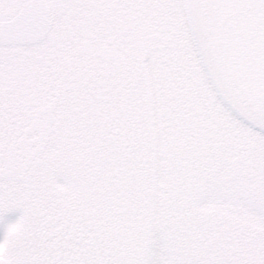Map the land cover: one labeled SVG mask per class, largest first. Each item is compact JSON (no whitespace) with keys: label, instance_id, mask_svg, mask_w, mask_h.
<instances>
[{"label":"rangeland","instance_id":"obj_1","mask_svg":"<svg viewBox=\"0 0 264 264\" xmlns=\"http://www.w3.org/2000/svg\"><path fill=\"white\" fill-rule=\"evenodd\" d=\"M23 1L0 0V20ZM46 2L41 42L0 46V170L14 171L0 180V257L59 259L33 250L35 226L56 216L81 230L64 243L68 262L87 244L107 252L104 239L117 264H264V108L247 100L264 94V32L253 11L234 0ZM134 55L133 145L131 132L104 128L103 101L132 81ZM48 101L51 123L36 114ZM143 160L141 210L117 208Z\"/></svg>","mask_w":264,"mask_h":264},{"label":"trees","instance_id":"obj_2","mask_svg":"<svg viewBox=\"0 0 264 264\" xmlns=\"http://www.w3.org/2000/svg\"><path fill=\"white\" fill-rule=\"evenodd\" d=\"M234 11H240L241 13H247L248 10H252L256 19L257 24L259 25V29L264 32V0H234ZM201 7L204 8V3L201 4ZM206 13V11H204ZM205 15V14H204ZM255 22V23H256ZM140 46L138 49L142 50L143 46ZM137 47V46H135ZM133 47L134 50H137V48ZM119 59L121 57L119 56ZM134 65H132L131 68V75H132V81L127 80L125 84L122 83V86L119 87V94H117L116 103L111 105L112 100H104L103 102L106 103V108L104 109L107 114L108 123L104 125V128L109 131V134L112 136V134L118 135V139H121L125 135L129 136V133L131 132V140H133V145L136 141V133L138 130H140V127L138 129V123H140V108L139 100L137 99V93L135 91L136 87V77H135V71L136 68L139 67L140 62L142 64V57L134 55L133 56ZM122 62H125L127 65V60H124L122 58ZM109 63V67H110ZM112 65V64H111ZM126 69L128 72L129 69ZM125 71V72H127ZM124 74L121 76V78L125 79L127 73H120ZM126 77V79H127ZM129 78V77H128ZM116 97V96H115ZM114 105H117V113H113ZM98 112H100L97 109ZM129 116V117H128ZM128 117V118H127ZM127 119H131V123L129 127L127 126L126 122H128ZM134 167L136 168L137 173V179L134 181V187L129 186V184H126L125 189H123V192L118 193V196L121 198V200L118 203V207L120 209H126L127 211L133 210L134 212L140 211L141 208L139 207L141 204L143 197L145 196L146 192L149 191L147 188H150V175L148 174L146 179L143 176H140L139 171H143V168L146 166L145 161L141 162H132ZM126 190V191H124ZM122 198H125L123 200ZM120 206V207H119ZM56 207V206H55ZM58 207V206H57ZM41 225L35 226L34 231L41 230L42 233H39V235H34L33 240V250L35 248L39 249L41 252L40 256L44 255L46 257H50L49 254L52 252V254L58 255L57 260L51 262V264H117V258L119 256L118 251L114 250L113 252V244L104 242V239L101 240V245L104 244V247L111 246V249L106 251H101L98 249L97 244H87L85 247H83L82 250L76 253V256L74 257L75 262H68L66 257V247L64 245L65 242L73 241L78 237V233L81 231L79 227L76 226H68L66 223L60 224V218L54 217V219H50L47 221V218H45ZM49 229L48 232L45 231L44 236V228L46 227ZM59 226V227H58ZM60 229V231L57 230ZM50 232V233H49ZM43 235V236H42ZM39 237H42L41 240H38ZM99 240V245H100ZM97 243V242H96ZM136 248V247H135ZM44 249V251H43ZM51 251H49V250ZM108 249V248H107ZM119 249V247L117 248ZM57 251V253H55ZM138 250H136V253ZM78 254V255H77ZM112 256V257H111ZM108 258H111L109 260ZM136 258H138L136 254ZM66 259V260H65Z\"/></svg>","mask_w":264,"mask_h":264},{"label":"water","instance_id":"obj_3","mask_svg":"<svg viewBox=\"0 0 264 264\" xmlns=\"http://www.w3.org/2000/svg\"><path fill=\"white\" fill-rule=\"evenodd\" d=\"M49 12L45 0H29L10 19L0 21V46L33 45L41 42L49 29ZM248 101L264 107L263 96H249ZM54 103L47 102L36 109L46 122L53 120ZM13 171L5 169L0 171V180H9ZM0 264H11L0 257Z\"/></svg>","mask_w":264,"mask_h":264},{"label":"flooded vegetation","instance_id":"obj_4","mask_svg":"<svg viewBox=\"0 0 264 264\" xmlns=\"http://www.w3.org/2000/svg\"><path fill=\"white\" fill-rule=\"evenodd\" d=\"M2 7V5L0 4V8ZM255 96H263L264 97V94H257V95H255Z\"/></svg>","mask_w":264,"mask_h":264}]
</instances>
